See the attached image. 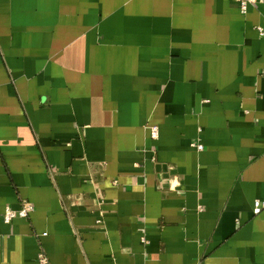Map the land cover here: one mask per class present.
<instances>
[{
	"label": "crops",
	"instance_id": "obj_1",
	"mask_svg": "<svg viewBox=\"0 0 264 264\" xmlns=\"http://www.w3.org/2000/svg\"><path fill=\"white\" fill-rule=\"evenodd\" d=\"M259 28L264 0H0V264H264Z\"/></svg>",
	"mask_w": 264,
	"mask_h": 264
},
{
	"label": "built area",
	"instance_id": "obj_2",
	"mask_svg": "<svg viewBox=\"0 0 264 264\" xmlns=\"http://www.w3.org/2000/svg\"><path fill=\"white\" fill-rule=\"evenodd\" d=\"M238 5L239 9L243 14H246L248 11V8L252 5H256L260 3L262 0H235ZM260 33L264 36V31L262 29H258ZM157 131L155 129H152V137L156 136ZM255 211L259 212L262 208H264V202L261 201H255L254 203ZM33 211V206L29 203H23L21 207L17 210H14L12 208H7L4 213V223L10 224L12 223L15 219H26L29 217L31 212ZM43 236H46L44 234ZM41 261L43 264H46V259L43 255H41Z\"/></svg>",
	"mask_w": 264,
	"mask_h": 264
}]
</instances>
